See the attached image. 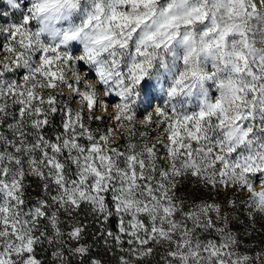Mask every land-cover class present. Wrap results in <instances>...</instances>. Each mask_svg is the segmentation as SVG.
I'll list each match as a JSON object with an SVG mask.
<instances>
[{
	"label": "snow or ice",
	"instance_id": "6c2138e0",
	"mask_svg": "<svg viewBox=\"0 0 264 264\" xmlns=\"http://www.w3.org/2000/svg\"><path fill=\"white\" fill-rule=\"evenodd\" d=\"M0 36V264H44L45 243L50 264H102L82 242L85 210L116 218L117 231L101 233L118 264H262L264 241H250L264 235V190L250 179L264 183V12L254 0H0ZM111 96L115 128H92ZM141 105L154 114L134 142ZM57 113L53 139L44 129ZM116 129L123 145L111 142ZM29 176L43 195L25 209ZM189 178L206 198L181 190ZM221 189L247 192L243 219L236 199L214 198Z\"/></svg>",
	"mask_w": 264,
	"mask_h": 264
},
{
	"label": "rangeland",
	"instance_id": "374dc122",
	"mask_svg": "<svg viewBox=\"0 0 264 264\" xmlns=\"http://www.w3.org/2000/svg\"><path fill=\"white\" fill-rule=\"evenodd\" d=\"M82 15H83V13H81L80 16H77L75 18L76 22H79V19L82 17ZM2 39H3V37L0 36V40H2ZM79 50H80L79 43L78 42H73L72 51L74 53H76V54H79L78 53ZM81 72H82V74L86 73L91 79H95V73L94 72H90L89 69H88V66L82 65L81 66ZM23 74H24V72H23L22 69L14 71V72L11 73L12 79L20 80ZM69 79H71V77H69ZM63 92H64V95H65V101L69 102L71 104V107L78 108L79 107V103L75 99L71 98L70 90L68 88H64ZM153 95H162V94L153 93ZM212 95L213 96L215 95L214 88L212 89ZM108 99L110 101V106H109L107 112H105L103 109H99L95 113L97 116H103L104 117L103 123H98V122L93 121L91 123V127L92 128H97V127L101 128V129L115 128L116 122L112 121V120H109L108 117L110 115H114L115 114V109L113 107H111V104H114L117 101V98L115 96H111ZM191 103H192V105H195V103H196L195 98H192ZM152 104L154 106L155 105H162L163 104V99H154L152 101ZM16 109H17L16 111H18V106L16 107ZM145 112H148L150 114H154V109L153 108H146L144 105L140 106V114L138 115V118H137L138 119V123L136 125L138 131L136 133V136L133 138L134 142L139 141L141 139V137L139 136V132L140 131H146L147 130V128L142 123H140V121H143V119H144V113ZM256 123H257V126L259 127V121H256ZM6 125H5L4 129H6ZM103 125L105 126V128H103ZM151 135L154 137L156 135V133L153 132V133H151ZM111 142L114 143V144H119V145H123L126 142L124 140L123 136H122V130L121 129H116L115 130V132H114V134L112 136ZM164 143H167L166 139H165ZM158 151H159V154L161 156L160 163L161 164H165L166 163V161L164 159L165 150H164L162 145H158ZM259 176H260V174H256L255 176H250V179L253 180V182L256 184V186H258L261 183L260 179H259ZM25 184L27 185V187H26L27 192H31V193L33 192V193L37 194L35 197H32V198H27L26 197L27 203L25 204L24 207H25V209H27L28 207H31L32 204L35 202L36 198L41 196V195H43V193L41 191L40 181L36 177L29 176L25 180ZM222 190H224V189H221V191ZM182 191L187 193L189 195V197H191L193 195L201 197V195H202V189H198L197 188V186L195 184V181L192 178H189V180L186 181ZM228 191H229V193H228L229 194L228 195L229 198H234L236 200H243V199H240V196L233 197L231 189H229ZM245 193H247V192H244L243 195ZM216 200H217V202H219L218 199H216ZM52 250L53 249L47 243H45L43 245L37 246L36 255H37L38 258H40L41 260L44 261V264H47V263H50V261H51V252H52ZM259 261L264 264V255H262L259 258Z\"/></svg>",
	"mask_w": 264,
	"mask_h": 264
},
{
	"label": "trees",
	"instance_id": "16d2710c",
	"mask_svg": "<svg viewBox=\"0 0 264 264\" xmlns=\"http://www.w3.org/2000/svg\"><path fill=\"white\" fill-rule=\"evenodd\" d=\"M5 79H11L12 80V75L11 73L6 74V76L4 77ZM61 99H63L65 101V95L64 97H62ZM9 103H11V101H9ZM70 104L69 102H66ZM71 106V104H70ZM17 107V106H16ZM16 107L14 108H10L9 111L11 112H17ZM61 121H62V117L60 113L54 114L53 116L50 117V124L48 126L45 127L44 131L45 134L48 137H51L54 139V135L56 132H60L63 129L61 128ZM12 122V118L9 117L6 121H5V125L7 123H11ZM5 125L3 126V128L5 127ZM103 128H105V126L103 125ZM184 188V186H183ZM183 188L181 190H183ZM229 191H225V190H220L218 195H215V199H218L219 202H225L228 198H229ZM37 194L35 193H31V192H27L26 190V197L27 198H32L35 197ZM247 193H245L244 195L240 196V199H244L245 197H247ZM208 196V192L206 189H202V195L201 197L206 198ZM240 200H237V203L239 204L240 207V212H241V219H243V212L245 211V208H243L244 206L242 204L239 203ZM81 219H83L84 223L87 225L86 231L84 233L85 239L84 243L90 244L92 245L91 248V256L100 259L102 261V264H118V260L120 255L122 254L114 245L115 242L112 240H109L108 242V246L105 245V237L104 235L101 233V229H110L113 232L117 231V220L115 217H112L109 219V221L107 223H103L102 221H98L96 219H94L92 217V215L88 212L82 211L81 212ZM234 228H239L240 226L237 224H233ZM125 239H127L125 237ZM250 241H256V242H262L264 241V235H260V234H253L252 237H250ZM125 248H127V244H125ZM50 264V263H47ZM73 264H79L78 261L73 260ZM254 264H256V262H254ZM263 264V263H262Z\"/></svg>",
	"mask_w": 264,
	"mask_h": 264
},
{
	"label": "clouds",
	"instance_id": "9594fccd",
	"mask_svg": "<svg viewBox=\"0 0 264 264\" xmlns=\"http://www.w3.org/2000/svg\"><path fill=\"white\" fill-rule=\"evenodd\" d=\"M254 3L257 4V7L259 8V10L261 12H264V0H254ZM7 62V57H4L3 60H0V64H4ZM257 189L258 190H264V183H260L258 186H257Z\"/></svg>",
	"mask_w": 264,
	"mask_h": 264
}]
</instances>
